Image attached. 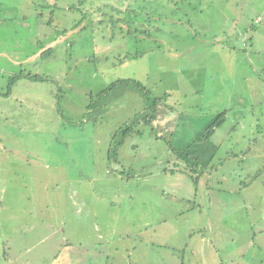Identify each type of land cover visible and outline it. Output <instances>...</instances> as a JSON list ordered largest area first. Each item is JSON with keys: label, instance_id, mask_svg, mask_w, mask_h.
Here are the masks:
<instances>
[{"label": "rangeland", "instance_id": "rangeland-1", "mask_svg": "<svg viewBox=\"0 0 264 264\" xmlns=\"http://www.w3.org/2000/svg\"><path fill=\"white\" fill-rule=\"evenodd\" d=\"M0 264H264V0H0Z\"/></svg>", "mask_w": 264, "mask_h": 264}, {"label": "trees", "instance_id": "trees-1", "mask_svg": "<svg viewBox=\"0 0 264 264\" xmlns=\"http://www.w3.org/2000/svg\"><path fill=\"white\" fill-rule=\"evenodd\" d=\"M22 75H16L14 77H12L11 79V83L9 84L8 86V91L5 93V95H9L10 93V88H11V85H12V81H15L16 79L20 78ZM27 78L31 79V80H45L44 77H41V76H32L30 74H27L25 75ZM121 81V83H126V82H133L137 85V82L136 81H123V80H119ZM117 82H114L112 83L107 89L103 90L102 91V94L109 90L110 88H112L113 85H115ZM139 88L142 89V91L144 92V96L146 97V100H147V115L144 117V119L146 120V122L150 123L151 121L155 120V115H156V108H157V104H158V98L157 99H153L150 101L149 99V96L147 95L148 92L144 89L143 86L141 85H137ZM164 100V98L162 97V99H160V101L162 102ZM98 105V102L97 101H92L88 104V109L90 110H93L94 108H96ZM223 118H224V113H221L220 115L217 116V118L215 119V121H211L210 124H208V126L205 128V132L203 133V139L204 141H208L211 137V135L214 133L215 129L220 127V125H222V122H223ZM173 150H176V153L178 155V157L186 160V161H190L191 159H198L199 160V157L195 158L191 155H189L188 153H186V151L184 150H181V149H175L173 148ZM200 165V163H198ZM195 183L197 184L196 180H195Z\"/></svg>", "mask_w": 264, "mask_h": 264}]
</instances>
